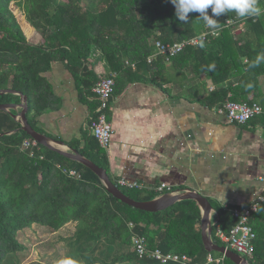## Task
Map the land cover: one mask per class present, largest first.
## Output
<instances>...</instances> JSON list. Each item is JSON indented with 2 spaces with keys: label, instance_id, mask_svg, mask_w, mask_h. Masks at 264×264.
I'll list each match as a JSON object with an SVG mask.
<instances>
[{
  "label": "trees",
  "instance_id": "1",
  "mask_svg": "<svg viewBox=\"0 0 264 264\" xmlns=\"http://www.w3.org/2000/svg\"><path fill=\"white\" fill-rule=\"evenodd\" d=\"M11 3L25 14L41 42L29 41ZM258 3L264 9V0ZM208 11L211 15V8ZM198 16L190 13V22L182 25L171 0H0V103L15 105L0 109V264H48L44 260L24 262L27 246L20 234L34 224L54 234L67 232L58 235L64 240V254L72 255L78 264H160L137 255L132 245L135 234L145 236L151 249L187 253L192 261L204 262L209 251L203 243L202 212L195 200H180L156 212L123 203L81 162L42 144L31 155L22 144L32 137L16 118L23 109L19 106L21 92L28 97L29 123L46 133L41 116L59 109L61 98L44 73L57 60L67 64L86 96L94 95L92 88L99 75L90 65V57L95 47L101 50L110 72H116L113 97L134 81L154 84L170 94V88L164 86L169 61L182 77L209 76L214 88L200 100L210 107H219L228 99L250 101L238 97L233 85L264 76V60L256 63L264 54V14L248 18H239L234 12L222 14L218 17L220 34L210 35L204 47L199 42L170 59L163 54L148 59L158 40L172 43L201 34L205 27ZM230 17L235 23L225 26ZM240 25L243 28L238 33ZM212 64L215 68L209 71ZM10 89L14 91H3ZM197 89L195 85L188 88L190 94L200 96ZM98 104L96 99L90 102L92 116ZM67 144L104 167L132 198L148 200L158 195L146 187L130 193V188L120 185L110 175L106 151L91 133L84 135L83 143L73 139ZM63 167L74 168L78 174L71 176ZM234 206H215L218 223L226 233L236 224L231 212ZM251 224L257 238L249 262L264 264V203L253 214ZM215 229L216 224L213 240L224 245ZM226 264L235 262L226 258Z\"/></svg>",
  "mask_w": 264,
  "mask_h": 264
},
{
  "label": "crops",
  "instance_id": "2",
  "mask_svg": "<svg viewBox=\"0 0 264 264\" xmlns=\"http://www.w3.org/2000/svg\"><path fill=\"white\" fill-rule=\"evenodd\" d=\"M20 24L30 42L42 41L25 15ZM241 30L239 27L236 32ZM90 63L99 78L109 74L98 47L93 49ZM166 64L170 74L164 86L170 88V94L154 84L134 81L112 98L107 110L114 128L106 151L109 172L114 179L137 180L147 190L161 182L170 184L175 192L196 190L214 205L211 217L217 223L215 206L245 205L264 191L260 179L264 176V114L244 124L229 121L216 106L200 100L214 88L207 74L182 77L171 62ZM44 75L61 98V106L41 116V127L66 144L73 139L83 143L84 135L90 133L87 123L93 112L89 104L95 96H86V90L61 60L54 61ZM192 85L198 87L200 96L190 94ZM233 87L240 93L238 97L264 105L263 75L236 81Z\"/></svg>",
  "mask_w": 264,
  "mask_h": 264
},
{
  "label": "built area",
  "instance_id": "3",
  "mask_svg": "<svg viewBox=\"0 0 264 264\" xmlns=\"http://www.w3.org/2000/svg\"><path fill=\"white\" fill-rule=\"evenodd\" d=\"M235 23L233 18H227L225 26H230ZM242 26V25H241ZM218 33L220 34L221 28ZM218 34V35H219ZM211 34V30L205 28V30L196 36L176 41L172 43H164L160 40L156 41V51L149 56L151 61L159 54L166 55L168 59L176 56L182 52L187 46L196 45L200 42V37L203 36L206 40ZM212 35V36H218ZM116 84V72H109V74L103 75L94 84L92 91L96 100L99 102L95 114L91 116L87 123L89 132L96 137L101 148L107 151L110 147L111 140L114 133V128L111 120L108 116V108L110 101L114 94V87ZM218 112L224 113L229 121L244 124L247 123L253 117L264 114V105L257 101L247 100H226L223 104L217 107ZM25 149H30V154L35 155L37 151H40V143L32 138H26L22 144ZM44 155L40 154V158ZM63 171L71 176L78 174L74 168L63 167ZM260 179L264 182V176ZM118 183L124 187L130 189H144L146 186L137 181L130 180L125 177H121ZM173 187L167 182H161L160 184L153 186V190L158 193L175 192ZM264 203V191L255 195V197L247 204L234 206L231 209L232 216L236 219V224L231 228L229 233H226L221 225L217 222L215 235L219 237L228 248L238 252L239 254L253 258L255 253V240L257 238L256 232L251 224V218L256 213L261 205ZM133 225V223H131ZM132 245L140 258H149L160 264H226L227 256L225 254L215 255L213 252H209L205 257L204 262L192 261L187 253H180L174 251L165 252L161 248L151 249L148 245L147 238L143 235L135 234L132 237ZM129 264V263H118Z\"/></svg>",
  "mask_w": 264,
  "mask_h": 264
},
{
  "label": "water",
  "instance_id": "4",
  "mask_svg": "<svg viewBox=\"0 0 264 264\" xmlns=\"http://www.w3.org/2000/svg\"><path fill=\"white\" fill-rule=\"evenodd\" d=\"M3 91H14V90H3ZM22 95V102L19 104L23 109L16 115V118L21 121V128L25 130L32 138L36 139L40 144L56 150L65 156L69 157L72 160L81 162L90 169H92L103 181L107 190L118 198L123 203L134 206L141 210L146 211H162L172 206L176 202L184 199H193L195 200L201 209L202 212V238L205 248L208 251H217L225 254L229 259H231L235 264H251L249 260L239 254L238 252L228 248L226 245H220L216 243L212 238L213 225L216 223L212 221L211 214L214 211V207L211 201L204 196L202 193L193 190L186 189L179 192H165L161 195L155 196L152 199L148 200H138L134 199L131 196L124 193L110 178L107 170L95 163L90 158L86 157L78 150L74 148L66 149L67 144L64 140L56 139L46 133L36 130L30 123L27 118L28 111V97L27 95L20 92ZM12 107H15L14 104L10 103H0V109L10 110Z\"/></svg>",
  "mask_w": 264,
  "mask_h": 264
},
{
  "label": "clouds",
  "instance_id": "5",
  "mask_svg": "<svg viewBox=\"0 0 264 264\" xmlns=\"http://www.w3.org/2000/svg\"><path fill=\"white\" fill-rule=\"evenodd\" d=\"M175 6V17L182 25L190 22L189 14L199 13L198 18L202 21L205 28L211 30L212 35H218L220 24L218 17L225 13L234 12L239 18L259 17L264 14V9L259 6L258 0H171ZM211 8V15L208 9ZM200 47L205 46L203 36L200 37ZM264 60V54L257 57L256 63ZM215 68L212 64L208 70ZM54 264H78L72 255L61 254Z\"/></svg>",
  "mask_w": 264,
  "mask_h": 264
},
{
  "label": "rangeland",
  "instance_id": "6",
  "mask_svg": "<svg viewBox=\"0 0 264 264\" xmlns=\"http://www.w3.org/2000/svg\"><path fill=\"white\" fill-rule=\"evenodd\" d=\"M11 8L17 15L19 22H23L25 14L18 7H16L14 3H11ZM239 27L243 28L241 25ZM128 190L130 193L134 192L132 189ZM60 234L67 235V232L57 234L47 232L45 227L40 224H34L31 228H27L22 231L20 239L27 246L24 251V262H29L31 260H44L43 262L54 264L56 258L65 253L64 240L59 239L58 236Z\"/></svg>",
  "mask_w": 264,
  "mask_h": 264
}]
</instances>
